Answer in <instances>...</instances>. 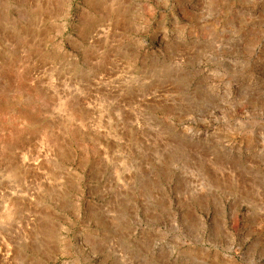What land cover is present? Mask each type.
I'll return each instance as SVG.
<instances>
[{
  "label": "rangeland",
  "instance_id": "374dc122",
  "mask_svg": "<svg viewBox=\"0 0 264 264\" xmlns=\"http://www.w3.org/2000/svg\"><path fill=\"white\" fill-rule=\"evenodd\" d=\"M0 264H264V0H0Z\"/></svg>",
  "mask_w": 264,
  "mask_h": 264
}]
</instances>
